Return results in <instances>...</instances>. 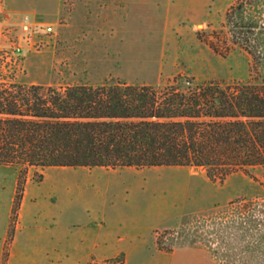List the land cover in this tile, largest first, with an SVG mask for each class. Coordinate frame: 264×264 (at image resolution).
Returning a JSON list of instances; mask_svg holds the SVG:
<instances>
[{
  "label": "rangeland",
  "instance_id": "374dc122",
  "mask_svg": "<svg viewBox=\"0 0 264 264\" xmlns=\"http://www.w3.org/2000/svg\"><path fill=\"white\" fill-rule=\"evenodd\" d=\"M209 13L206 22L172 37L109 33L98 39L82 33V0H0V82L65 88L121 80L162 88L177 75L224 84L264 80V0H212ZM23 15L53 25L54 32L26 40ZM18 44L24 49L17 51ZM205 177L206 168L197 166H51L21 174L0 165V213L14 207L20 180L25 189L29 183L28 207L76 217L71 237L78 242L88 212H125L136 216L133 229L117 228L113 239H143L152 247L157 231L165 248L196 242L237 264L248 256L264 264V165L250 167L249 174L238 171L224 183ZM180 214L176 227L165 228L175 226Z\"/></svg>",
  "mask_w": 264,
  "mask_h": 264
},
{
  "label": "trees",
  "instance_id": "16d2710c",
  "mask_svg": "<svg viewBox=\"0 0 264 264\" xmlns=\"http://www.w3.org/2000/svg\"><path fill=\"white\" fill-rule=\"evenodd\" d=\"M0 165L21 174L51 166H197L224 183L264 165V80L224 84L177 75L162 88L2 80ZM20 182L14 210L24 194Z\"/></svg>",
  "mask_w": 264,
  "mask_h": 264
},
{
  "label": "crops",
  "instance_id": "0c3cea01",
  "mask_svg": "<svg viewBox=\"0 0 264 264\" xmlns=\"http://www.w3.org/2000/svg\"><path fill=\"white\" fill-rule=\"evenodd\" d=\"M211 1L82 0V33L98 39L109 33H158L164 38L172 37L177 31H189L191 23L195 26L206 22ZM184 22L188 24L183 25ZM205 180L212 182L208 177ZM28 185L19 207L0 213V264H89L120 257L123 264H237L196 242L173 250L162 249L157 231L152 247L143 239H113L114 231L129 230L130 222L136 220L135 215L125 212H88L82 219V230L78 232L82 241L78 242L76 235L75 239L71 237L76 217L69 211L28 207ZM180 216L175 226L165 228L176 227L184 214ZM180 249H189L193 254L178 255ZM257 262L256 256H248L238 264Z\"/></svg>",
  "mask_w": 264,
  "mask_h": 264
},
{
  "label": "built area",
  "instance_id": "2783aa9c",
  "mask_svg": "<svg viewBox=\"0 0 264 264\" xmlns=\"http://www.w3.org/2000/svg\"><path fill=\"white\" fill-rule=\"evenodd\" d=\"M20 25L23 34L25 35L24 38H26V40H30L33 34H40V33L51 34L54 32L53 25L34 22L33 20H31V18L28 15H23V17L21 18ZM23 49L24 46L22 44H18L16 46L17 51H21Z\"/></svg>",
  "mask_w": 264,
  "mask_h": 264
}]
</instances>
